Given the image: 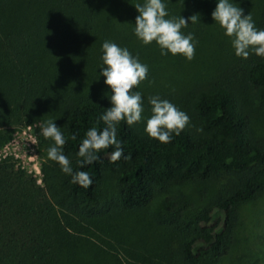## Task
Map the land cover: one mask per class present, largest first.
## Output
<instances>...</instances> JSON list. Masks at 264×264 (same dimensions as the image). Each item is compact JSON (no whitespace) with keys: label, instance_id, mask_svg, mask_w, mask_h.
Segmentation results:
<instances>
[{"label":"trees","instance_id":"trees-1","mask_svg":"<svg viewBox=\"0 0 264 264\" xmlns=\"http://www.w3.org/2000/svg\"><path fill=\"white\" fill-rule=\"evenodd\" d=\"M142 2L0 0V145L8 137L3 130L6 123L31 122L48 111L49 120L66 137L63 148L71 167L87 171L92 179L87 188L71 183V177L49 159L42 184L13 158L0 159V264H67V246H78L94 216L113 210L111 204L101 202L109 174L120 188L114 205L133 212L149 206L157 189L171 183L216 180L227 173L239 176V183L219 197L213 211L201 216L199 226L172 218L171 224L181 232V248L173 256L181 264H207L227 255L235 243L241 206L263 192L264 141L255 134L252 116L239 102L236 90L219 82L194 93L195 126H185L179 135L173 133L168 143L150 138L137 122L128 126L121 121L116 128L123 148L120 159L110 161V146L97 153L98 162L83 169L77 163L86 131L91 127L102 130L106 125L99 117L110 107V96L98 92L101 86L94 80L100 47L115 37L117 23L132 27L138 15L134 5ZM164 3L170 17L198 15L181 29L195 38L205 35L216 7V0ZM234 3L248 6V0ZM129 9L133 13L125 17L122 12ZM259 26L264 29V5ZM83 50L89 60L78 57L76 51ZM67 62L76 67L85 62L87 76L79 86L96 92L67 91V73L62 72ZM239 67L264 100V58L254 55ZM44 140L47 148L53 143Z\"/></svg>","mask_w":264,"mask_h":264},{"label":"rangeland","instance_id":"rangeland-1","mask_svg":"<svg viewBox=\"0 0 264 264\" xmlns=\"http://www.w3.org/2000/svg\"><path fill=\"white\" fill-rule=\"evenodd\" d=\"M264 0H248V6L241 7L244 14H251L255 26L260 29L259 19ZM133 13L130 9L123 11ZM127 22L116 24L117 34L106 40L127 47L140 62L148 65L147 78L137 90L143 98L142 119L137 122L144 130L146 119L151 116L148 98L158 95L167 99L178 109L184 111L189 120L186 126H195V116L191 107L193 95L200 89L214 82L223 83L236 90L239 102L253 119L257 137L264 141V100L257 96L248 84L245 71L240 70L241 61L231 46L230 39L223 34V29L211 19L205 35L196 37L195 55L191 61L182 55L162 56L159 47L153 42L142 44L134 35ZM81 59H88L85 51H76ZM102 49L97 58L94 74L97 89L101 94L110 96V89L100 76ZM255 54L250 53L247 60ZM85 62L76 67L67 62L62 70L67 73V91L80 88L86 78ZM90 70L89 68H87ZM64 85V86H66ZM96 92L79 90L78 95ZM58 99V98H57ZM54 100V109L58 100ZM49 112L36 115L31 122H9L3 126L8 134L5 143L0 145V159L13 158L17 164L34 173L44 184L43 167L48 163L47 144L40 134V126L49 120ZM2 128V127H1ZM237 174L227 173L216 180L176 182L159 188L156 197L145 209L123 211L114 205L119 186L114 175L104 180L102 192L106 195L102 204L113 206L111 213L96 215L91 219V227L81 234L78 246H67V264H181L174 252L180 251L179 232L172 224V218L180 217L185 225L193 227L201 224L203 214L213 211L220 196L239 183ZM60 208V206H58ZM168 207L171 210H168ZM240 220L231 251L220 259L210 260L207 264H264V190L257 198L241 206ZM76 233H80L77 231Z\"/></svg>","mask_w":264,"mask_h":264},{"label":"clouds","instance_id":"clouds-1","mask_svg":"<svg viewBox=\"0 0 264 264\" xmlns=\"http://www.w3.org/2000/svg\"><path fill=\"white\" fill-rule=\"evenodd\" d=\"M138 15L135 17L134 35L144 45L155 42L160 54L173 56L180 54L188 61L195 55L196 41L193 33L181 31L197 20L194 14L187 19L183 16L170 17L164 0H143L134 5ZM215 24L223 29V34L230 39L237 57L247 59L250 53L264 58V29H258L252 15L244 14L234 0H216V7L211 13ZM102 67L100 76L110 89V107L99 117L106 125L102 130L89 128L79 146L76 155L80 157L77 163L81 169L98 162V152L112 146L109 159L117 161L123 155L121 141L117 139V125L124 121L128 126L142 119L143 98L137 90L139 84L147 78L148 65L133 56L127 47L105 40L102 45ZM151 105V116L146 119L144 131L150 138L161 143H168L173 133L179 135L186 126L189 117L167 99L158 95L148 98ZM40 134L53 143L47 148V158L56 162L61 171L71 177V183L84 188L92 184L89 173L84 170L74 171L68 157L64 154L63 146L66 137L53 120H48L40 126ZM75 139L76 136L71 137ZM126 158V157H125Z\"/></svg>","mask_w":264,"mask_h":264},{"label":"built area","instance_id":"built-area-1","mask_svg":"<svg viewBox=\"0 0 264 264\" xmlns=\"http://www.w3.org/2000/svg\"><path fill=\"white\" fill-rule=\"evenodd\" d=\"M37 176V175H36ZM40 180V179H39Z\"/></svg>","mask_w":264,"mask_h":264}]
</instances>
